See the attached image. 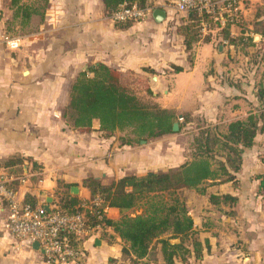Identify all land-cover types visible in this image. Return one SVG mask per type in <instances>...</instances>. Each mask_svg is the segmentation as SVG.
<instances>
[{
  "label": "crops",
  "instance_id": "1",
  "mask_svg": "<svg viewBox=\"0 0 264 264\" xmlns=\"http://www.w3.org/2000/svg\"><path fill=\"white\" fill-rule=\"evenodd\" d=\"M176 1L152 0L153 12H165L161 22L152 12L143 22L117 24L104 0H51L43 20L34 16L24 30L11 26V35L22 38V48L12 52L1 38L13 12L6 0H0V166L9 159L22 163L24 184L18 183L21 177L10 175L17 178L21 200L32 197L38 206L51 200L53 207L70 188V194L84 203L91 200L83 185L89 178L110 185L126 176L176 169L189 160L188 154L177 153L175 144H170L171 135L141 146H124L123 135L105 136L98 122L89 131L73 130L67 124L63 114L71 84L97 65L126 79L137 77L143 86L139 90L127 80L137 96L173 112L178 120L202 119L223 125L225 132L230 123L255 112L256 83L264 71V0H249L242 24L230 28L231 38L251 40L252 46L243 51L230 45L218 48L226 42L220 27L201 33L200 40L187 48L179 29L188 14L177 10ZM174 68L182 71L176 73ZM254 147L243 155L235 187L215 185L205 196L183 192L203 251L200 259L192 256L176 264H264V199L256 180L264 173V164L246 163ZM74 187L78 195L71 193ZM210 195L237 198L235 215L225 208L214 210ZM198 199L202 209L192 211L190 205ZM121 216L118 209L106 211L109 220ZM7 217V205L0 197V264H45L42 249L22 244L5 231ZM214 217L225 222L228 234L209 227L208 219ZM83 249L81 264H127L123 244L111 229L96 230Z\"/></svg>",
  "mask_w": 264,
  "mask_h": 264
},
{
  "label": "trees",
  "instance_id": "2",
  "mask_svg": "<svg viewBox=\"0 0 264 264\" xmlns=\"http://www.w3.org/2000/svg\"><path fill=\"white\" fill-rule=\"evenodd\" d=\"M50 1L8 0L7 7L13 12V21L9 24L7 34L14 33L11 26L24 30L34 16L43 20ZM123 4L139 8L153 6L152 0H104L109 15ZM203 22L211 24V29L216 28V24L205 14L187 15L184 25L179 29L185 37L187 48L200 40ZM242 22L241 17L235 25H241ZM232 26L228 23L222 30L221 35L228 44L222 41L218 48L224 49L225 45H230L243 51L252 46L251 40L244 36L231 38ZM174 71L179 73L182 70L174 68ZM256 86L255 112L244 120L230 123L225 132L213 126L200 130L197 136H192L189 160L180 167L144 176H126L110 185H103L94 178L85 180L83 185L90 192L91 200L100 198L104 202L103 208L95 213L79 208L81 201L70 194L68 185H63L69 190L54 204L57 210L68 214L84 213L86 223L92 229H111L123 244L122 256L127 264H152L150 256L154 248L155 252L159 249L162 264H176L177 261L185 263L192 256L200 259L203 247L197 238L198 233L183 192L195 191L205 196L208 188L215 185L232 183L236 186L235 175L242 167L243 155L255 146L256 138L262 131L263 116H258L257 107L264 105V71ZM148 94L152 95L150 92ZM63 117L77 131H89L98 122L99 131L105 136L123 135L120 142L124 146H141L143 142L147 144L164 136L183 133L193 123L188 117L179 122L173 112L153 102L142 101L124 76L105 65H97L76 77L70 87L69 104ZM176 122L180 130L173 133ZM0 170L9 175L23 176L22 163L17 159L4 161ZM256 180L259 181L258 194L264 199V173L257 176ZM12 185L16 187L18 184L14 182ZM25 203L32 207L38 206L32 197L26 198ZM209 203L221 210L228 209L226 213L234 216L238 200L230 195H210ZM104 208L118 209L121 218L112 221L105 216L99 220ZM137 211L141 213L135 214ZM67 238L71 248L84 255L85 240L73 235H67ZM173 240H179L180 243L173 244ZM83 258L79 257L77 264H81Z\"/></svg>",
  "mask_w": 264,
  "mask_h": 264
},
{
  "label": "built area",
  "instance_id": "3",
  "mask_svg": "<svg viewBox=\"0 0 264 264\" xmlns=\"http://www.w3.org/2000/svg\"><path fill=\"white\" fill-rule=\"evenodd\" d=\"M248 2L249 0H177L176 7L184 14H205L210 17L213 24H216V28H225L228 23L235 25L239 22ZM152 12V8L149 7L139 8L136 5L123 4L110 18L117 24L138 23L147 20ZM210 31L211 24L201 23L202 34H208ZM1 43L12 52L22 48V38L18 35L6 34L2 36ZM183 121L182 117L179 118V122ZM14 182H17V178L0 170V197L8 209L5 231L28 246L38 242L45 254V264L77 263L83 254L71 248L67 235L86 240L101 227L90 228L84 213L68 214L66 211H58L55 205L51 206L49 212L45 210L44 205L32 207L19 198L17 187L12 185ZM24 182L25 179L18 178V183ZM103 204V200L95 198L82 203L79 208L95 213L103 208ZM108 209H102L103 213L99 215V220L106 216Z\"/></svg>",
  "mask_w": 264,
  "mask_h": 264
},
{
  "label": "rangeland",
  "instance_id": "4",
  "mask_svg": "<svg viewBox=\"0 0 264 264\" xmlns=\"http://www.w3.org/2000/svg\"><path fill=\"white\" fill-rule=\"evenodd\" d=\"M6 1H8V0H6ZM26 1H31V0H23V2H26ZM252 78L253 77H251V79ZM127 80L130 81L132 84H136V87H137L136 89L139 90L140 86L143 88L142 83L139 84V82H138L139 79L137 77H135V76L129 77V78H127ZM137 82H138V84H137ZM142 101H144V99ZM144 102H149V101L145 100ZM257 112H258L257 113L258 116H263L262 124H261L262 131L260 132V134H258V136L256 138L257 142H256V145L254 147L253 152H251L249 155H247L246 163H247V165H249V167L251 165L257 166V164L259 165V163L264 160V105L257 107ZM208 126L217 127L220 132H224L223 128L221 127L223 125H217V124L212 125V124L207 123L205 120L195 118L193 121V124L190 125V127L187 131H184L183 133H179V134L170 136V144H175V146L178 150L177 153L185 152V154H188L187 157L189 158L190 154H191L190 144H191L193 137L197 136V134L199 133L200 130H202L203 128H206ZM165 145H166V147H168L169 141L166 142ZM189 197L193 198V195H189ZM193 199H195V198H193ZM199 200H201V199L196 200V202H192V204L190 205L192 211L196 210V208H198V207L200 208L199 210L202 209V206H203L202 200H201V202ZM214 210H216L215 207H214ZM140 213H141V211H137L135 214H140ZM208 220L210 223L209 227L212 228V230L219 231L220 233H225V234L227 233L228 234L226 229H229V227L226 226L225 222L221 221V219L214 217V218L208 219ZM230 234L232 235V232H230ZM230 236H229V238H231ZM223 238H224V236H223ZM157 255H158V252H155V248H154L153 253L151 254V257H150L151 262L154 264H158L159 259L158 260L156 259ZM160 262H162V261H160Z\"/></svg>",
  "mask_w": 264,
  "mask_h": 264
},
{
  "label": "water",
  "instance_id": "5",
  "mask_svg": "<svg viewBox=\"0 0 264 264\" xmlns=\"http://www.w3.org/2000/svg\"><path fill=\"white\" fill-rule=\"evenodd\" d=\"M153 17H154V19L157 22H161V21H163L165 19V12L162 11V10H155L153 12ZM179 130H180V125H179L178 122H176L174 124V126H173V133H178ZM142 144H145V142H143ZM78 192H79V189L77 187H74V188L71 189V193L73 195H78ZM51 205H52V201L51 200H48L47 205L45 206V210L49 212L50 211V208H51ZM172 243L179 244L180 241L179 240H174V241H172ZM33 248L35 250H39L40 249V244L38 242L34 243L33 244ZM43 253H44V251H43Z\"/></svg>",
  "mask_w": 264,
  "mask_h": 264
}]
</instances>
